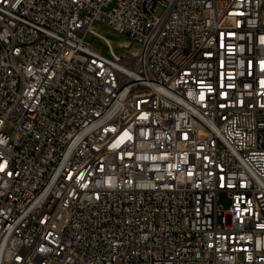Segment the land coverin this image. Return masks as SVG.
Instances as JSON below:
<instances>
[{
    "label": "built area",
    "instance_id": "built-area-1",
    "mask_svg": "<svg viewBox=\"0 0 264 264\" xmlns=\"http://www.w3.org/2000/svg\"><path fill=\"white\" fill-rule=\"evenodd\" d=\"M263 3L0 0V264H264Z\"/></svg>",
    "mask_w": 264,
    "mask_h": 264
},
{
    "label": "rangeland",
    "instance_id": "rangeland-1",
    "mask_svg": "<svg viewBox=\"0 0 264 264\" xmlns=\"http://www.w3.org/2000/svg\"><path fill=\"white\" fill-rule=\"evenodd\" d=\"M262 19L264 20V3L262 8ZM95 29L102 35L106 36L111 41L114 51L123 57L129 56L131 52L137 49V46L126 36L113 32L106 24L96 23ZM88 39L96 49L102 51L105 54L109 53L107 46L105 44L103 45L101 40L93 36L89 37ZM122 46H127L129 49L123 48ZM218 205L221 207L222 212L229 209L231 201L226 193L219 194Z\"/></svg>",
    "mask_w": 264,
    "mask_h": 264
},
{
    "label": "bare ground",
    "instance_id": "bare-ground-1",
    "mask_svg": "<svg viewBox=\"0 0 264 264\" xmlns=\"http://www.w3.org/2000/svg\"><path fill=\"white\" fill-rule=\"evenodd\" d=\"M122 47L124 48V47H127V46H122Z\"/></svg>",
    "mask_w": 264,
    "mask_h": 264
}]
</instances>
